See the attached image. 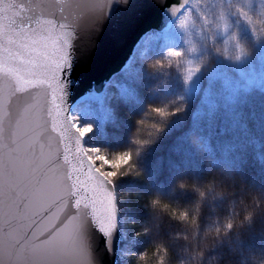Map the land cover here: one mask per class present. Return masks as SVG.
<instances>
[{
  "label": "trees",
  "instance_id": "1",
  "mask_svg": "<svg viewBox=\"0 0 264 264\" xmlns=\"http://www.w3.org/2000/svg\"><path fill=\"white\" fill-rule=\"evenodd\" d=\"M153 60L106 112V147L128 144L130 155L110 180L124 232L117 264H264V93L203 107L221 88L208 81L211 51L193 97L178 58Z\"/></svg>",
  "mask_w": 264,
  "mask_h": 264
},
{
  "label": "water",
  "instance_id": "2",
  "mask_svg": "<svg viewBox=\"0 0 264 264\" xmlns=\"http://www.w3.org/2000/svg\"><path fill=\"white\" fill-rule=\"evenodd\" d=\"M192 0H107L110 12L97 24L90 37H83L76 23V13L85 9L75 8L82 0H74L72 10L64 7L66 0H0V169L7 158L15 160L21 169L22 178L16 188L19 209L5 218L0 204V241L10 232L20 233V247L27 241L39 243L50 239L53 229L59 230L68 224L69 228L58 238L57 243L65 245V252L56 264H115L119 246V213L114 186L111 181L104 184V191L111 197V213L101 223L86 203L76 205L71 185L81 174L76 139L84 149V138L76 127H72V113L81 102L99 101L112 78L129 62L138 44L154 32H164L174 18ZM5 4H11L8 16L17 22L11 31L20 26L36 29L38 20H51L61 31L78 34L73 44L71 68L65 74L67 91L64 111L56 115L52 91L47 86L28 87L17 91L15 79L6 76L8 67L19 65L20 56L14 45L7 43L14 36H5L3 25ZM11 48L12 56L8 50ZM22 67V66H21ZM55 103H59L57 99ZM71 137V139L69 138ZM67 156V160L65 157ZM79 156L89 159L86 153ZM72 179L69 180L68 177ZM60 184V190L42 205L33 203L34 193L46 187ZM28 205V207H26ZM42 206L41 215L30 218ZM77 221L80 230L71 235V221ZM23 225V227H22ZM35 233H41L34 238ZM83 247L86 256L80 258L73 249ZM0 264H4L0 261ZM30 264V262H26Z\"/></svg>",
  "mask_w": 264,
  "mask_h": 264
},
{
  "label": "rangeland",
  "instance_id": "3",
  "mask_svg": "<svg viewBox=\"0 0 264 264\" xmlns=\"http://www.w3.org/2000/svg\"><path fill=\"white\" fill-rule=\"evenodd\" d=\"M151 50L154 60L148 56ZM210 51L215 62L208 72V81L219 82L221 88L210 89L203 107L219 101L222 93L230 99L252 92L264 93V0H192L168 30L144 37L126 66L107 85L101 99L95 103L81 102L75 107L73 124L80 130L92 129L83 136L84 150L96 149L108 159L129 154L128 144L112 143L115 148L106 147L103 134L104 128L111 125L108 109L115 105L120 93L132 91L128 84L130 75L144 70L152 60L171 63L178 58L183 90L187 97H193L200 89L201 69ZM170 52L180 55L173 58L168 55ZM86 155L95 158L93 153ZM95 166L99 167L100 162L96 161ZM104 172L110 173L111 169L105 167ZM122 223L119 215L120 240H124ZM120 258L121 253H117L115 264Z\"/></svg>",
  "mask_w": 264,
  "mask_h": 264
},
{
  "label": "snow or ice",
  "instance_id": "4",
  "mask_svg": "<svg viewBox=\"0 0 264 264\" xmlns=\"http://www.w3.org/2000/svg\"><path fill=\"white\" fill-rule=\"evenodd\" d=\"M13 7L11 4H5L2 8L4 12L3 19L6 23L3 25L5 36H14L13 39H8L9 45H14L23 59H19V65L15 68L8 67L6 76H11L15 79L17 91H26L28 87H43L47 86L52 91L54 107L57 110L56 115L60 116L64 111L66 103L67 91L65 85V74L71 68L73 59V44L78 34L73 31H64L65 25H59L61 31H57V26L51 20H38L36 29H28L20 26L18 31L13 33L11 30L16 27V20L8 16L9 9ZM66 9L72 10L74 0H66L64 2ZM83 7L85 10L76 13V23L81 30L83 37H90L91 33L96 29L97 24L104 17L105 10L110 12V7L107 0H82V4H75V8ZM183 23V21L181 22ZM9 57L12 56L11 48L8 50ZM170 57H178V52L168 53ZM22 66V67H21ZM59 103H55L56 100ZM164 117L167 114L161 109L157 113ZM72 127H77L73 124ZM80 137L91 132V128L83 127L80 130ZM71 139V137H69ZM76 147L78 150V159L80 160L81 174L85 175V179H80L77 176L76 182L71 185L72 196L74 203L78 206L82 202L86 203L96 215V219L101 223L102 230L107 233V227H103L104 218L106 215L114 211L111 208V197L104 191V184L111 180L117 171L128 163L130 155L122 153L108 159L104 154L96 149H81L80 138L76 139ZM93 153L94 159H87L85 171V159L79 156V153ZM67 160V156L65 157ZM96 161L100 162V166L96 167ZM110 168L111 172H104V168ZM22 178V172L17 162L12 158H7L3 162V167L0 169V204L5 222L8 218L14 215V209L18 210L19 205L16 201V188ZM72 179L71 176L68 177ZM60 190V184L42 189L39 193H34L32 197L33 203L42 205L43 202L51 200V205L57 202L53 196ZM28 207V205H26ZM46 209L42 206L38 211L33 213L30 218V223L34 222L36 215H41ZM71 235H75L80 230V225L77 221H71ZM23 227V225H22ZM69 228V225H64V228L53 229L49 233L50 239H46L39 243L27 241L20 247V233H7L0 241V261L4 264H56L60 257L65 252V245L57 243L58 238ZM41 233H35L34 238ZM73 254L84 258L86 256L83 247H76Z\"/></svg>",
  "mask_w": 264,
  "mask_h": 264
},
{
  "label": "bare ground",
  "instance_id": "5",
  "mask_svg": "<svg viewBox=\"0 0 264 264\" xmlns=\"http://www.w3.org/2000/svg\"><path fill=\"white\" fill-rule=\"evenodd\" d=\"M185 10H186V8L184 7V8L182 9V11H181V12H180V13L174 18V20L172 21V24L175 23V22L177 21V19H178V18H179L184 12H185ZM172 24H171V25H172ZM171 25H170V26H171ZM170 26L168 27V29L170 28ZM168 29H167V30H168ZM119 241H120V239H119Z\"/></svg>",
  "mask_w": 264,
  "mask_h": 264
}]
</instances>
